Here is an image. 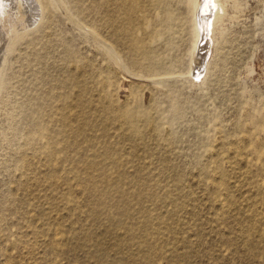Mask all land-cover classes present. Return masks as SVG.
<instances>
[{
    "label": "rangeland",
    "instance_id": "1",
    "mask_svg": "<svg viewBox=\"0 0 264 264\" xmlns=\"http://www.w3.org/2000/svg\"><path fill=\"white\" fill-rule=\"evenodd\" d=\"M49 1L3 22L0 264H264V0L198 62L188 0Z\"/></svg>",
    "mask_w": 264,
    "mask_h": 264
},
{
    "label": "bare ground",
    "instance_id": "2",
    "mask_svg": "<svg viewBox=\"0 0 264 264\" xmlns=\"http://www.w3.org/2000/svg\"><path fill=\"white\" fill-rule=\"evenodd\" d=\"M189 3H193L195 6V14L194 20L196 29L199 31L201 35L202 44H198V48L195 53V61L198 62L200 59V51L204 49H208L211 45L210 38V26H211V9L217 4L218 0H188ZM51 6V2L49 0H0V67L3 63V58L5 56V52L7 50L8 42H11V36L7 35L3 30V22L8 19L11 21L19 22L20 27L22 25L24 28L33 27L40 18H43L44 10L47 17L49 15V8ZM19 14L24 15L23 18L19 16ZM20 18V20L17 19ZM8 20V21H9ZM16 22H13L14 24ZM7 24V23H6ZM13 25V24H12ZM37 25V24H36ZM34 28V27H33ZM12 34V33H11ZM13 38V37H12ZM200 52V53H199ZM204 54V53H203ZM203 59V58H202ZM202 62V61H201ZM200 62V63H201ZM201 65V64H200ZM199 65V66H200ZM198 66V65H197ZM1 69V68H0Z\"/></svg>",
    "mask_w": 264,
    "mask_h": 264
}]
</instances>
